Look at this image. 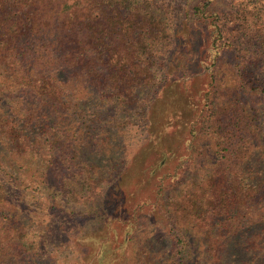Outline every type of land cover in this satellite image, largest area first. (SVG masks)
<instances>
[{
	"label": "trees",
	"instance_id": "1",
	"mask_svg": "<svg viewBox=\"0 0 264 264\" xmlns=\"http://www.w3.org/2000/svg\"><path fill=\"white\" fill-rule=\"evenodd\" d=\"M163 21L147 0H0V166L16 174L27 168L21 175H9L10 180L0 179V264H44L42 251L31 253L30 208L53 211L69 194L85 191L118 168L115 139L106 152L86 155L78 139L69 140L81 130L90 136L96 129L103 137L114 138L110 122H96L94 117L95 111L100 115L111 107L121 119L140 112L152 147L140 150L134 166L117 173L103 193V225L120 224L112 228L121 236L113 246V263L124 264L130 258L129 264H264V107L254 106L264 97V88L235 85L232 72L227 76L226 71L221 89L218 68L234 52L224 48V23L213 0H195L173 32L180 33V41L196 54L194 72L178 79L205 82L186 99L176 124L165 125L171 131H160L164 125L158 126L154 113L168 96L162 99L165 90L176 81L167 75L159 83L155 72L157 47L165 34ZM245 24L248 36L257 39L256 51H264L260 29ZM233 69L237 75L239 63ZM14 97L24 102L21 115L12 109L18 104ZM64 113L72 127L70 135L63 129ZM178 135L189 159L205 175L184 183L165 203L158 199L163 198L165 181L169 184L183 171L169 169L177 152L170 145L162 151L159 144H173ZM29 163L36 165V171H28ZM142 163L148 165L140 171L136 167ZM66 171L73 172L72 177ZM154 174L159 176L155 200L145 195L142 204L132 205L128 213L127 198L136 195L139 178L145 182L144 177ZM128 179L131 191L126 196ZM34 192L44 198L43 203L23 204L26 193ZM114 194L122 197L116 202L122 215L115 214L110 204ZM72 200L74 207L80 206L79 200ZM146 205L162 219L168 238L137 246L141 231L136 215ZM88 235L91 243L96 234ZM108 243L101 240L97 248L90 247L87 264H104Z\"/></svg>",
	"mask_w": 264,
	"mask_h": 264
},
{
	"label": "rangeland",
	"instance_id": "2",
	"mask_svg": "<svg viewBox=\"0 0 264 264\" xmlns=\"http://www.w3.org/2000/svg\"><path fill=\"white\" fill-rule=\"evenodd\" d=\"M144 3L146 0H139ZM149 3L153 4L157 11H159L160 16L164 19L162 28L165 32L161 43L158 45V55L155 65V72L159 83H162L163 80L161 77L167 76V79H175L176 81L172 83L171 87H168L163 94L164 99L167 94L168 96L165 100L161 101L160 108L158 107L154 113L155 122L159 125H164V128L160 131H164L165 125H175L176 119L181 117V110L183 109L186 99L193 95L195 92L200 90L201 86L205 82L204 79L199 78L195 81H181L178 78L189 77L187 73L194 72V63L196 61V54L190 50L189 45H184L183 41H180L181 36L179 34H173L176 31V26L180 24L184 14L190 5L195 3V0H147ZM213 9L217 15L221 18L222 23H224V48L231 49L233 53L232 57L229 55L222 63L221 68H218L222 73L220 78L217 75L218 82L221 84V89L224 88V72L227 71V76L232 72L235 85H240L242 88H254L261 90L260 87L264 88V51H256L258 49L256 38L254 36L250 38L248 36L249 28L245 25V22L251 28L260 29V34L264 35V0H213ZM195 34L200 36V30L197 29ZM199 41V40H197ZM231 46V48H230ZM193 53H192V52ZM235 57V58H234ZM186 59V60H183ZM173 61V67H170V61ZM228 61V62H227ZM233 62V64H232ZM169 63V66H167ZM230 63L232 65H230ZM239 63V71L237 75L234 72V67ZM181 65H185L182 67ZM167 67V69H166ZM175 67V70L172 74H169V71ZM226 77V75H225ZM223 79V80H222ZM226 79V78H225ZM230 81V78H229ZM185 82V83H183ZM168 82H165L167 84ZM230 83V82H229ZM224 93V90H221ZM156 92V90H154ZM182 98V99H181ZM14 101L18 104L14 108V111L18 112V115H21L22 107L21 104L24 103L21 99L14 97ZM249 100V98H248ZM255 100L252 98L250 101ZM216 99L214 100V102ZM39 104V103H38ZM259 105V107H264V97L257 101L254 106ZM62 111H64L62 109ZM99 111V110H97ZM41 112V111H40ZM38 112V113H40ZM56 112L59 114L61 111L58 109ZM102 113V112H101ZM134 116L123 115L125 118L117 115L116 107L108 108L106 112H103L100 115L94 113V117L97 120H107L110 122L111 128L116 133L114 138L110 136L103 137V133H100L97 129L93 131L92 135L86 136L83 130L78 132V136H71V141L76 140V143L82 145L84 148V155L87 153L96 152L98 154L106 152L113 143V139L116 140L115 154L116 159L114 162H118L119 166L115 170H111V173H106L107 178L101 180L98 178L94 181V185L86 188L85 191L77 192V195L73 196L69 194V198L62 199V206L58 207L56 205L55 210H48L45 212L36 211L34 207L30 208L31 216L34 218L33 225L29 228V241L30 248L33 249L32 255L34 253L41 252L43 257L44 264H87L89 257V248L95 244L101 242V240H108V246L105 251L109 253L104 257V264H116L119 262L113 263V258L115 257L114 253V244L121 239V236H118L112 232V228L119 226V222L115 221L111 224H108L107 227L103 225L102 214L100 212L101 208V199L104 191L106 190L109 183H111L115 178L116 174L120 173L125 167L130 169L134 166L135 159L137 154L143 148H146L148 145L151 151V145L148 143V130L144 124L145 118L142 117L140 112H134ZM56 113H53L54 116ZM132 115V114H131ZM92 116L91 120H94ZM264 116H261V120ZM63 121L66 125L63 126L64 131H69L66 133L70 135V130L72 129L71 125L67 124L68 114L64 113L62 115ZM87 121L90 119L88 115L85 118ZM95 122L94 127H98ZM72 124V122H71ZM101 125V124H100ZM100 127V126H99ZM84 128V127H83ZM82 128V129H83ZM166 130V129H165ZM171 131V130H166ZM81 135L85 136L86 139L80 138ZM181 135H178L177 141L173 144L162 141L159 149L165 151L164 147L171 146L172 149L176 150L175 157L171 158L169 169L173 172L177 169V172L180 173L183 171L181 176H178L174 181L169 180L165 181V187L163 190V198L159 197L158 199H164L165 203L169 202L171 195L174 194L184 183L185 185L190 182H196L197 179H200V176L204 177L205 172L199 168L196 161L189 159L190 152L187 150V147L180 143ZM147 141V142H146ZM70 142V141H69ZM152 142V141H151ZM155 148L157 145L155 143ZM185 149L187 152H185ZM138 158L137 160H140ZM186 167L180 168L179 164H183V161H187ZM26 163V161H24ZM32 163V162H31ZM29 163L28 171H36V165ZM147 163H142L138 167V170L142 169ZM129 167V168H127ZM188 167V168H187ZM16 169V167L14 168ZM164 167H161L162 171ZM159 170V171H160ZM27 171V168L19 171L17 174L13 172L10 168L6 166H0V179L7 180L9 175H21ZM141 171V170H140ZM66 174L69 177H72L73 172L66 171ZM139 174V173H137ZM136 174V175H137ZM135 175V176H136ZM154 174L152 177H144L146 181L140 179L138 184V189L135 191L134 198H127V205L129 212H131L132 205L142 204V198L145 195L149 196L151 202L155 200V194L157 192V187L159 184V176ZM137 177V176H136ZM139 177L141 175L139 174ZM96 179V178H95ZM134 182H137V178H132ZM10 180V179H9ZM127 190L124 189L125 195L131 191V179L126 181ZM174 191V192H173ZM13 197H18V194L12 193ZM27 200L22 202L23 204H33L39 205L42 204L44 198L38 195V192L26 193ZM79 200V207H74V201L72 199ZM110 198V204L114 208V212L117 215H122L123 212L117 209L116 202L122 197L114 194ZM125 199V197H123ZM68 202V204L66 203ZM44 205V204H43ZM168 207V206H167ZM136 208V207H135ZM61 210V211H60ZM143 213L141 215H136L137 221L140 225V233H137V239L135 244L141 242H160L167 240V228L164 227L162 219H159V216L155 215V210L153 207L150 208L148 205L143 207ZM82 211H91L90 214H84ZM83 216L81 215V213ZM129 217V215L127 216ZM149 219V222L145 220ZM126 231V230H125ZM88 233L96 234L94 241L87 242L89 238ZM133 244V243H131ZM114 246V247H113ZM27 250V247H26ZM130 258L124 263L129 264Z\"/></svg>",
	"mask_w": 264,
	"mask_h": 264
}]
</instances>
